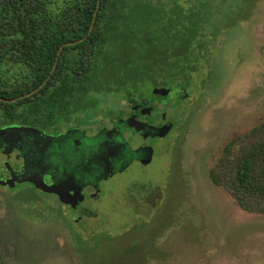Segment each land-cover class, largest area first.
<instances>
[{
	"label": "rangeland",
	"instance_id": "obj_1",
	"mask_svg": "<svg viewBox=\"0 0 264 264\" xmlns=\"http://www.w3.org/2000/svg\"><path fill=\"white\" fill-rule=\"evenodd\" d=\"M233 11L238 21L211 43L210 61L201 64L188 86L186 112L167 114L179 121L176 127L171 124L154 135L160 141L147 137L154 149H139L125 160L127 166L100 183V198L87 204L93 216L77 223L70 200L29 182L12 189L0 186V264H87L76 237L99 233L113 236L126 251L116 264H264V214L243 210L211 178L216 168L220 174L224 159L230 177L232 159L241 148L238 140L264 122V0H239ZM97 100L78 114L79 125H88L76 133L79 150L69 141L65 154L50 152V171L58 180L80 178L87 187L100 182L109 144L96 149L106 138L119 140L108 129L97 133L98 124L103 126L123 96L113 93ZM2 146L31 155L42 148L15 132L0 137ZM84 147L93 152L81 153ZM14 149L0 155V177L18 168L12 163L21 157Z\"/></svg>",
	"mask_w": 264,
	"mask_h": 264
},
{
	"label": "trees",
	"instance_id": "obj_2",
	"mask_svg": "<svg viewBox=\"0 0 264 264\" xmlns=\"http://www.w3.org/2000/svg\"><path fill=\"white\" fill-rule=\"evenodd\" d=\"M238 1L101 0L98 7L99 0H0V98L16 99L47 81L30 97L0 101V125L57 130L103 95L127 96L149 83L188 89L210 61L211 45L238 21ZM85 37L63 49L52 73L60 48ZM238 142L230 177L224 159L211 178L243 210L264 214V122ZM91 235L76 237L87 264L124 259L116 238Z\"/></svg>",
	"mask_w": 264,
	"mask_h": 264
},
{
	"label": "flooded vegetation",
	"instance_id": "obj_3",
	"mask_svg": "<svg viewBox=\"0 0 264 264\" xmlns=\"http://www.w3.org/2000/svg\"><path fill=\"white\" fill-rule=\"evenodd\" d=\"M164 90L168 92H165ZM188 97H190L188 89L182 85L155 86L153 83H149L145 86L141 84L137 89L129 92L127 96H123V100L120 102L119 106H116L114 112L103 119V126H100L102 122L98 124V127L100 128H98L97 133H100L103 128L108 129V133H112L114 139L119 140V142H115L113 141V138H106L105 141H100L99 146L97 147L98 149H96V151H98L99 149H102L100 147L104 144H109L105 149H109L108 151H110V154L105 156L108 157L105 161L106 166L102 168L103 170H99L101 173V175L97 177V179H100L99 183H94L87 187L86 184L81 182L82 179L80 178L79 180L75 179L73 182L72 180L62 181L60 179L58 180L56 178L57 175L52 174L50 171L49 157L54 155L53 153L50 154V152L61 150L60 153L65 154L66 148L64 145L69 141L74 142L79 150L81 144L77 141L76 133L81 131V129H86L88 126L82 124L79 125V115H76L67 123H61L57 130H43L38 128L39 131L44 132L46 135L45 137L41 136L43 139L40 141H34L32 139L33 144L39 143L42 147L40 151L36 152L37 155L22 154L20 153V149L18 151L13 148L17 157H21L19 163H12L17 164L18 168L15 171H8L6 170L7 166L5 165L3 169L6 170V173L0 177V180H9L12 175H25V178L27 179H41L49 186L57 182L58 185L64 187H60L61 191L64 194V197L66 198L67 196L68 200H70L71 205L69 208L72 210L74 217L78 216L75 220L79 223L82 219L94 215L92 207L87 204L98 201L100 198V183L102 184L107 180L109 181L110 177L127 166L129 161L125 160L128 156L135 157L136 151L141 148L147 150L145 146H151L147 142L149 138H158L160 141V138H154V135L158 134L160 136V132L170 127L171 124L176 127L175 124L179 121L173 122L169 116L168 120L167 114L172 113L174 116H177L179 113L186 112L185 103L188 100ZM172 99L174 102L171 101ZM14 125L18 126L16 124H1L0 129L15 127ZM19 125H21V127L26 126H22L23 124ZM90 127H93V125H90ZM92 131L95 133V130L92 129ZM127 134H132V136L128 137L125 142L123 138L124 135L126 137ZM151 147L153 149L155 148L153 145ZM13 149L11 147L2 146V148H0V155L3 153H10ZM84 151L87 153L93 152L91 148L88 147H84L81 153ZM153 153L154 151L151 152V156H155ZM144 161L145 160H142V162H140L137 160L139 164H142ZM12 164L7 165L10 166ZM80 173H82V171H80ZM53 196L58 198L55 194H53Z\"/></svg>",
	"mask_w": 264,
	"mask_h": 264
},
{
	"label": "water",
	"instance_id": "obj_4",
	"mask_svg": "<svg viewBox=\"0 0 264 264\" xmlns=\"http://www.w3.org/2000/svg\"><path fill=\"white\" fill-rule=\"evenodd\" d=\"M100 1L99 0V3H98V7L100 6ZM98 11V10H97ZM97 11L95 12V16H94V19H93V22H92V25H91V28H90V31H89V34L90 35L94 29V26H95V22H96V17H97ZM86 39L85 38H82L76 42H69V43H65L59 50L58 52V58L56 60V63L54 65V68L52 70V73H54L56 67H57V62L59 60V56L61 55L63 49L65 47H68V46H73L77 43H80L82 41H84ZM47 81H45L43 84H41L38 88L34 89L33 91L25 94V95H22L16 99H12V100H9V99H2L0 98V101H3V102H7V103H11V102H15V101H18V100H21V99H24V98H27V97H30L31 95L35 94L36 92H38L40 89H42L45 85H46ZM165 92H168L166 90H164ZM158 93H159V90H158ZM17 133L19 135H23L25 137H30L32 138L34 141H40L41 139V136H44L45 137V133L44 132H41L39 131L38 129L36 128H28V127H21V126H15V127H10V128H6V129H0V137H6V136H11V133ZM47 139V138H45ZM8 166V165H7ZM29 181L31 184H33L35 186L36 189L38 190H42L44 192H48V193H52V194H55L57 195L61 200H68L67 196L66 198L64 197V194L62 193L61 191V188L60 187H63L62 185H58L57 182H55L53 185L49 186L47 185L43 180L41 179H27L25 178V175H21V176H16V175H12V178L9 179V180H6V181H2L0 180V186H9L10 189L14 188L16 186V183H22V182H27ZM64 188V187H63Z\"/></svg>",
	"mask_w": 264,
	"mask_h": 264
}]
</instances>
